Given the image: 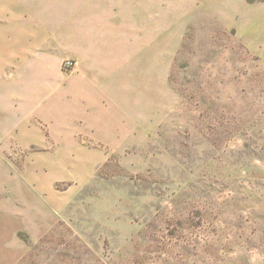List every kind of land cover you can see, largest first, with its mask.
Segmentation results:
<instances>
[{"label": "rangeland", "instance_id": "374dc122", "mask_svg": "<svg viewBox=\"0 0 264 264\" xmlns=\"http://www.w3.org/2000/svg\"><path fill=\"white\" fill-rule=\"evenodd\" d=\"M131 3L124 107L73 59L0 70V264H264V0Z\"/></svg>", "mask_w": 264, "mask_h": 264}, {"label": "crops", "instance_id": "0c3cea01", "mask_svg": "<svg viewBox=\"0 0 264 264\" xmlns=\"http://www.w3.org/2000/svg\"><path fill=\"white\" fill-rule=\"evenodd\" d=\"M131 1L129 6L116 9L114 0H0V70L9 63L73 59L80 65L76 92L82 107L88 109L84 103L96 102L97 94L103 91L115 96L124 107L132 45L142 56V26L130 21ZM60 3L72 5L73 14L54 18L49 9ZM63 23L66 27L73 24L75 40L61 46L63 54L58 57L44 50V45L50 38V29L60 28ZM103 35L110 39L107 47L100 46ZM34 135L27 126L21 137L28 141Z\"/></svg>", "mask_w": 264, "mask_h": 264}, {"label": "built area", "instance_id": "2783aa9c", "mask_svg": "<svg viewBox=\"0 0 264 264\" xmlns=\"http://www.w3.org/2000/svg\"><path fill=\"white\" fill-rule=\"evenodd\" d=\"M63 65L66 69L73 71L74 69V61L72 59L66 58L63 60Z\"/></svg>", "mask_w": 264, "mask_h": 264}]
</instances>
